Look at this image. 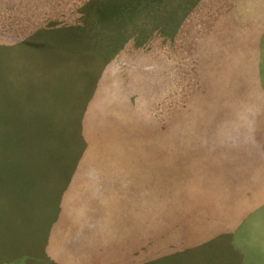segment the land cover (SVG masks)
<instances>
[{
	"label": "rangeland",
	"instance_id": "rangeland-1",
	"mask_svg": "<svg viewBox=\"0 0 264 264\" xmlns=\"http://www.w3.org/2000/svg\"><path fill=\"white\" fill-rule=\"evenodd\" d=\"M0 264H264V0H0Z\"/></svg>",
	"mask_w": 264,
	"mask_h": 264
},
{
	"label": "crops",
	"instance_id": "crops-1",
	"mask_svg": "<svg viewBox=\"0 0 264 264\" xmlns=\"http://www.w3.org/2000/svg\"><path fill=\"white\" fill-rule=\"evenodd\" d=\"M239 183H240V185H243L244 184V181L243 180H239ZM231 184H234V182L232 181V179H230V185ZM241 188H242V186H241ZM107 217V216H106ZM105 217V218H106Z\"/></svg>",
	"mask_w": 264,
	"mask_h": 264
},
{
	"label": "trees",
	"instance_id": "trees-1",
	"mask_svg": "<svg viewBox=\"0 0 264 264\" xmlns=\"http://www.w3.org/2000/svg\"><path fill=\"white\" fill-rule=\"evenodd\" d=\"M107 9H106V11H105V14L107 15ZM103 17H106V16H104V15H102ZM101 15H100V17H99V19H101V20H103V17H102ZM108 16V15H107Z\"/></svg>",
	"mask_w": 264,
	"mask_h": 264
}]
</instances>
